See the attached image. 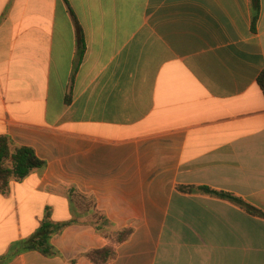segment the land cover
<instances>
[{"label":"crops","instance_id":"obj_1","mask_svg":"<svg viewBox=\"0 0 264 264\" xmlns=\"http://www.w3.org/2000/svg\"><path fill=\"white\" fill-rule=\"evenodd\" d=\"M251 18V0H0V135L46 163L0 193V264L110 245L79 220L55 256L13 257L46 210L74 218L69 188L132 228L108 264H264V218L203 192L264 214V0Z\"/></svg>","mask_w":264,"mask_h":264},{"label":"trees","instance_id":"obj_2","mask_svg":"<svg viewBox=\"0 0 264 264\" xmlns=\"http://www.w3.org/2000/svg\"><path fill=\"white\" fill-rule=\"evenodd\" d=\"M252 11V27L256 23L259 12V0H251ZM78 40L81 42L80 34ZM256 84L262 91L264 96V68L256 78ZM46 163L40 160L34 150L25 146H14L8 136L0 135V193L5 194L8 191L9 183L11 181H21L27 177L34 170L43 169ZM184 190V188H182ZM191 190L190 188L188 189ZM204 193L211 194L215 197L227 199L240 207L247 213L260 216L262 214L256 208L246 204L240 198L229 193L203 189ZM68 197L70 207L74 213V218L65 222H53L50 218L49 212L46 210L35 233L27 240L21 242L17 246L13 257L17 254L37 251L40 254L51 257L55 256L57 252L50 244V239L53 235L60 233L66 226L79 222L90 223L95 231L110 241L101 249H93L85 253V257L92 264H108L115 256V248L119 244L126 241L132 234V228L116 229L113 224L96 209L95 201L92 197L78 193L74 188L68 189Z\"/></svg>","mask_w":264,"mask_h":264},{"label":"rangeland","instance_id":"obj_3","mask_svg":"<svg viewBox=\"0 0 264 264\" xmlns=\"http://www.w3.org/2000/svg\"><path fill=\"white\" fill-rule=\"evenodd\" d=\"M81 220V219H80Z\"/></svg>","mask_w":264,"mask_h":264}]
</instances>
